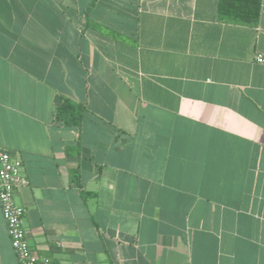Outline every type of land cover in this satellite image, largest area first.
<instances>
[{"label": "crops", "instance_id": "crops-1", "mask_svg": "<svg viewBox=\"0 0 264 264\" xmlns=\"http://www.w3.org/2000/svg\"><path fill=\"white\" fill-rule=\"evenodd\" d=\"M79 1L0 0V149L34 251L264 264V0L254 26L219 0ZM0 264H19L1 206Z\"/></svg>", "mask_w": 264, "mask_h": 264}, {"label": "built area", "instance_id": "built-area-1", "mask_svg": "<svg viewBox=\"0 0 264 264\" xmlns=\"http://www.w3.org/2000/svg\"><path fill=\"white\" fill-rule=\"evenodd\" d=\"M255 58L264 63L262 53H258ZM27 184L28 179L22 174L21 160L7 150L0 149V206L18 263L56 264L51 258L41 257L31 246L23 222L25 208L15 200L17 190Z\"/></svg>", "mask_w": 264, "mask_h": 264}, {"label": "trees", "instance_id": "trees-1", "mask_svg": "<svg viewBox=\"0 0 264 264\" xmlns=\"http://www.w3.org/2000/svg\"><path fill=\"white\" fill-rule=\"evenodd\" d=\"M98 0H93L86 9L89 18ZM261 12V0H219V18L225 22H233L254 26L258 23ZM89 21V20H88ZM86 106L67 97L56 106L57 114L63 116L67 125H81Z\"/></svg>", "mask_w": 264, "mask_h": 264}, {"label": "rangeland", "instance_id": "rangeland-1", "mask_svg": "<svg viewBox=\"0 0 264 264\" xmlns=\"http://www.w3.org/2000/svg\"><path fill=\"white\" fill-rule=\"evenodd\" d=\"M86 1V3L88 2V0H80L79 1V6H81V5H83V3ZM77 5H78V3H77Z\"/></svg>", "mask_w": 264, "mask_h": 264}]
</instances>
